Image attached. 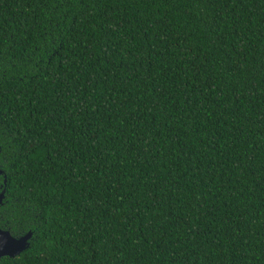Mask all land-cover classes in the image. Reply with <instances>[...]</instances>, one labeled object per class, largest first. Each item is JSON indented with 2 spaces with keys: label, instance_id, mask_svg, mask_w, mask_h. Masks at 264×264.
<instances>
[{
  "label": "trees",
  "instance_id": "obj_1",
  "mask_svg": "<svg viewBox=\"0 0 264 264\" xmlns=\"http://www.w3.org/2000/svg\"><path fill=\"white\" fill-rule=\"evenodd\" d=\"M6 264H264V0H0Z\"/></svg>",
  "mask_w": 264,
  "mask_h": 264
},
{
  "label": "flooded vegetation",
  "instance_id": "obj_2",
  "mask_svg": "<svg viewBox=\"0 0 264 264\" xmlns=\"http://www.w3.org/2000/svg\"><path fill=\"white\" fill-rule=\"evenodd\" d=\"M2 144H0V251L3 250V231H8L9 234L13 237H19L22 236L23 234H18L16 232H13L9 230L8 228V217H7V211L4 209V202H5V191H6V182L7 178L5 177V172L3 170V148ZM30 231V230H28ZM27 231V232H28ZM26 232V233H27ZM16 256V255H15ZM0 254V264H6L4 259L6 258H14Z\"/></svg>",
  "mask_w": 264,
  "mask_h": 264
},
{
  "label": "water",
  "instance_id": "obj_3",
  "mask_svg": "<svg viewBox=\"0 0 264 264\" xmlns=\"http://www.w3.org/2000/svg\"><path fill=\"white\" fill-rule=\"evenodd\" d=\"M31 237V231L19 237H13L8 231H3V250L0 254L13 257L21 253L26 247L28 239Z\"/></svg>",
  "mask_w": 264,
  "mask_h": 264
}]
</instances>
